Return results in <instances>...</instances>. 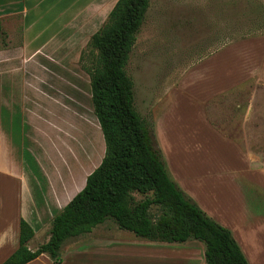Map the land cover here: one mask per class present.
I'll return each instance as SVG.
<instances>
[{
	"label": "rangeland",
	"instance_id": "obj_1",
	"mask_svg": "<svg viewBox=\"0 0 264 264\" xmlns=\"http://www.w3.org/2000/svg\"><path fill=\"white\" fill-rule=\"evenodd\" d=\"M80 1H74L73 7H78ZM114 1L82 0L83 9L70 8L68 22L72 24H69L68 35L73 37L71 40L61 39L64 34L57 33V30L49 35L58 39H44L60 24L55 19L50 20L52 22L46 34L31 39L29 36H34L46 26L41 21L43 18L23 17L21 14L0 17V50L5 49L7 53L1 55L0 51V95L6 96L10 103L9 112L2 110L6 112L5 117L8 116V141L2 140L0 167L5 168L7 164L14 171L20 164V173L32 179L34 183L31 187L36 186V192L45 193V181L55 182L69 173L70 195L77 186L73 179L78 187H83L86 176L103 157L104 139L92 109L89 77L81 65L87 60L90 35L103 24ZM82 11L84 16H88L86 24L78 22L77 15ZM35 20L41 21V24L31 27ZM26 28H30L27 34ZM70 29L74 31L70 32ZM262 36L264 0H150L126 65V72L133 80L136 110L154 131L155 114L181 82L192 80L189 77L194 72H202L197 69L199 63L231 43ZM45 43H49L47 51L51 55L38 54L39 51L34 53L33 50L16 52ZM251 47L255 49L257 44ZM36 100H42V107L33 105ZM205 111L215 131L253 153L255 163H264V82L258 76L215 94L206 102ZM204 140L194 150L205 153L212 170L210 175L215 178L218 164L212 160L221 158V153L213 145L205 146L207 143ZM161 154L170 177L177 183L162 150ZM4 159L8 163H4ZM220 171L223 176L225 170L221 168ZM192 179L195 190L205 197L212 209L221 207V200L227 197L226 183L217 181L214 188L200 189L195 176ZM0 184L2 191L12 195V202L17 203L19 193L16 182L1 173ZM252 189L260 191L258 186L251 187L250 197L251 193H256ZM136 198L142 196L136 194ZM259 202L264 203V195ZM101 224L110 226L115 223L107 219ZM99 225L92 229L93 235L97 234ZM87 234L67 240L62 246L61 256L68 243ZM42 236L38 231L27 243L28 248L35 249L41 244L45 240ZM187 241H197L204 250L201 241ZM175 245L184 247L183 243Z\"/></svg>",
	"mask_w": 264,
	"mask_h": 264
},
{
	"label": "crops",
	"instance_id": "obj_2",
	"mask_svg": "<svg viewBox=\"0 0 264 264\" xmlns=\"http://www.w3.org/2000/svg\"><path fill=\"white\" fill-rule=\"evenodd\" d=\"M74 1L79 0H0V17L21 14L23 17L43 18L41 21L46 26L41 25L43 27L39 32L29 36L31 39L41 38L46 34L52 22L50 20L55 19L60 24L44 39H58L55 35H49L57 30V33L64 34L61 39L71 40L73 37L68 34L69 24L72 23L68 20L69 9L77 7H73ZM83 7L81 0L77 8ZM84 15L83 11L77 15L81 24L88 22V16ZM41 21L35 20L30 26L35 27L38 23L40 25ZM29 30L30 28L25 29L26 34ZM71 31L74 30L70 29ZM49 43L36 45L32 49L21 48L16 52L33 50L34 53L39 51L38 54L42 52L51 55L47 51L50 49ZM253 44H257L255 49L251 47ZM0 51L1 55L7 54L5 49ZM197 69L202 72H194L188 76L192 80L181 82L174 92L169 93L168 101L155 114L154 134L158 146L167 157L169 170L179 186L201 208L232 231L248 264H264V203L259 202L261 195H264V163H255L256 157L253 153L243 150L234 140L215 131L208 122L205 111L206 102L215 94L235 87L255 75L264 82V36L231 43L205 58L197 65ZM47 98L51 99L48 96ZM33 105L42 107V100L33 101ZM3 109L9 112L10 103L1 94L0 149L4 144L2 140L8 141V116L5 117L6 112L3 113ZM203 139L207 143L205 146L213 145L221 153V158L212 160L218 164V175L215 178L210 175L212 170L205 153L194 150ZM3 161L8 163L5 159ZM17 165V171L10 170L7 164L5 168L0 167V174L11 177L16 182L19 193L16 196L17 203H13L12 195L2 191L0 184V263L17 248L21 217L32 226V238L40 231L46 240L51 218L82 187H78L77 181L72 178L77 186L69 195L67 173L55 182L45 181V193L36 192V186L31 187L34 183L32 179L20 173L21 165ZM221 168L225 170L223 176ZM193 176L200 189L217 186V181L226 183L227 197L221 200V207H210L205 197L195 190ZM247 185L258 186L260 191L252 189L256 193H251V198V187ZM215 189L219 190L216 187ZM234 212L237 215L235 213L233 216ZM234 217H237L236 221ZM93 232L68 243L64 247L60 262H53L43 253L25 264H204V250L197 241H185L184 247L175 245L177 242L150 241L136 237L116 224H101L97 227V234L93 235Z\"/></svg>",
	"mask_w": 264,
	"mask_h": 264
},
{
	"label": "trees",
	"instance_id": "obj_3",
	"mask_svg": "<svg viewBox=\"0 0 264 264\" xmlns=\"http://www.w3.org/2000/svg\"><path fill=\"white\" fill-rule=\"evenodd\" d=\"M149 4L116 0L87 42V60L81 66L89 77L92 109L104 139L102 159L51 218L47 239L35 249L27 246L34 230L20 218L17 248L0 264H25L43 253L60 262L67 240L107 219L150 241H201L204 264H248L232 232L170 177L152 125L134 106L126 65Z\"/></svg>",
	"mask_w": 264,
	"mask_h": 264
}]
</instances>
